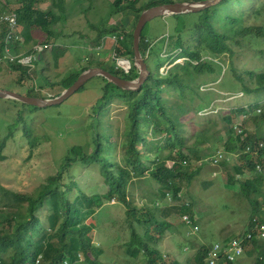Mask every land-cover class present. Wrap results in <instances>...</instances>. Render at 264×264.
Returning <instances> with one entry per match:
<instances>
[{
	"label": "rangeland",
	"instance_id": "374dc122",
	"mask_svg": "<svg viewBox=\"0 0 264 264\" xmlns=\"http://www.w3.org/2000/svg\"><path fill=\"white\" fill-rule=\"evenodd\" d=\"M116 1L118 0H43L42 5L37 4L36 7L42 12L52 10L50 15L56 22L53 28L57 34L53 39L54 46L66 47L67 50L58 55L56 60V50L52 48V42L48 43L47 49L41 51H34L33 44H24L19 53L14 52L18 43L12 44L10 52L14 58L6 57L0 52V89L26 94L28 89L34 87L39 95L55 98L64 91L62 83L58 84V82L70 74H77L82 65L89 61H81V58L86 55L91 56L95 49L97 53L90 57L94 63L101 61L109 68L111 64H117L126 70L130 68L125 67V64L136 65L135 57L123 52H127V45L131 42L130 34L132 31L134 33L133 25L138 22L137 14L129 10L114 11L121 5L116 6L114 4ZM147 1L140 0L138 6ZM174 1H188L200 5L197 3L200 1ZM22 3L23 0H0V26L5 23L8 27L6 17L13 12L16 15L13 32L17 34L20 32L18 9L23 5ZM59 4H62L63 8H60ZM244 6L238 10L244 12V24L264 26V13L257 14L255 11L259 8V3L246 0ZM193 15L189 14L187 18H193ZM173 21L174 14L160 16L152 19L145 26L144 33L153 45L145 58L149 71L154 74L152 78L170 73L175 62L183 61V58L176 59L177 51L173 53L170 51L172 40L164 37L172 33ZM101 29H107L109 32L103 37V43L95 48L94 42ZM38 31L40 34L38 38L42 39L44 33ZM43 40L46 41V37ZM168 40L170 46H166ZM132 41H134L133 37ZM253 41L256 45L244 39L240 45H232L231 56H228L229 52L221 57H214L213 60L205 55L206 60L213 61L214 72L185 75L184 80L191 84L195 93H189L191 91L187 90L189 92L184 93L180 100L188 106L180 117V120L184 121L181 132L186 148L183 151L189 153L188 148L197 149L204 157L191 162L189 172L194 174L190 180H178L182 186L180 196L175 198L173 194L168 195V192L164 198H161L162 191L159 189L161 183L153 179L149 172H145L140 179L133 181L129 186V199L132 205H137L138 208H143L145 205L152 207L155 202L158 206L157 217L165 218L171 224L165 236L155 244L167 261L187 264L201 246L206 245L209 248L215 243H225L247 229L253 205L243 194L240 180L251 176L252 173H246L236 183H231L228 176L229 171H233L234 166L239 163L242 154V151L237 149L232 135L256 132L264 136V119L254 118L256 114L259 118L261 111L264 112V104L262 101L258 106L255 103L251 104L258 96L243 95L241 81L233 72L234 67L239 73L245 70H264V39ZM18 57L21 65L35 68L29 75L10 66V61L17 60ZM229 67L232 69V74ZM180 73L183 74V71ZM104 84V78L96 75L62 103L40 107L41 109L29 116L32 119L34 136L41 144L33 151L30 145L20 138L8 144L5 151L8 158L0 160L1 205L7 201L2 193H37L47 178L57 173L69 147L77 144L82 145L84 150L92 151L96 130L103 137V153L108 154L112 161L118 162L122 159L116 143L120 144L124 140L131 104L125 100L127 94L113 86L110 87L108 99H102ZM248 86L254 87V84L250 83ZM260 98V100L264 99V97ZM18 105L22 106L21 103ZM240 106H244L248 111L246 110L244 114L231 111L232 108ZM200 109L202 111H199ZM19 111L21 109L18 106L7 104L0 99V117L5 118L4 127L16 118ZM227 114L233 116L231 128L235 129L234 132L230 131V125L224 118ZM146 127L148 131H152L153 124L149 123ZM20 130L21 126L17 128L16 136L21 135ZM201 133L204 136H201ZM107 136L112 141L108 146ZM158 136L161 138L163 134ZM147 138L151 141L156 140L150 132ZM139 146L141 148V145ZM142 148L141 152L146 160L145 156L148 153L145 152L144 147ZM217 151H227V154L236 155L231 156L230 160L223 156L214 164L203 161L207 155ZM168 155L169 152L166 151L165 158ZM148 157L153 159L154 154L150 152ZM184 160L187 161L183 162L184 166L190 164L187 159ZM150 162L146 160V164L153 165ZM224 162L227 165H222ZM167 165L173 167V160H168ZM255 170L259 173L257 168ZM261 177L260 192H253L251 197L259 200L261 205L257 215L264 217L262 213L264 202H261L264 199V177L262 175ZM75 180L76 184L81 186L80 189L89 195L104 193L108 189L99 165L94 162L84 165ZM70 193L78 194L79 190L73 189ZM21 206H27V202ZM185 214L192 217L198 229L195 230L193 224L183 221ZM129 218L127 206L116 199H106L103 206L98 208L91 218H86L85 222L93 226L91 235L94 244L103 249L100 257L103 264H145L141 252L128 250L132 231L130 226L132 221ZM138 230V232L142 231V226L138 225ZM144 239L149 241L146 236ZM256 263L263 264L260 256L253 257L244 253L232 264Z\"/></svg>",
	"mask_w": 264,
	"mask_h": 264
},
{
	"label": "trees",
	"instance_id": "16d2710c",
	"mask_svg": "<svg viewBox=\"0 0 264 264\" xmlns=\"http://www.w3.org/2000/svg\"><path fill=\"white\" fill-rule=\"evenodd\" d=\"M23 1V5L18 9L19 33L23 36L21 44L53 43L57 34L53 28L56 22L50 15L52 10L42 12L36 7L43 0ZM139 1L118 0L114 4L121 5L114 11H133L137 14V21L145 9L174 0H148L138 6ZM248 2H258L259 8L255 10L256 13H264V0H248ZM245 4L246 0H221L198 12L174 14L172 33L166 34L164 37L172 40L170 51L172 53L177 51L176 59L183 58V61L175 62L173 69L168 74L152 78L154 74L150 72L139 89H123L100 75L105 80L102 99H108L110 87L113 86L123 90L127 94L125 100L131 104L124 140L120 144L116 143L117 148L121 151L122 159H119L118 162H116L117 160L112 161L108 154L103 153V137L96 130L92 151L84 150L82 145L77 144L69 147L57 173L49 176L37 193H2L7 201L0 204L3 206L0 207V264H64L65 261L69 264H103L100 260L103 249L94 244L91 235L93 226L91 223H86L85 220L88 217L91 218L97 209L103 206L106 199H116L127 206V214L132 221L130 224L131 241L128 243V250L141 252L145 258V264H177L175 261L165 260L164 254L155 245L165 236L171 224L165 218L157 217L158 206L155 202L152 207L145 205L143 208H138L137 205H132L129 199V186L133 181L140 179L145 172H149L153 179L161 183L159 188L162 191L161 198H164L168 192L177 198L182 190L178 180H190L193 176L194 172H189L191 162L201 160L204 156L197 149L188 148L189 153L183 151L186 148L181 132L184 121H181L180 117L186 112L188 106L180 100L184 93L189 92L187 90L191 91L189 93H195L191 84L184 80L185 75L214 72L213 61L206 60L205 55L210 56L213 60L214 57H221L229 52L228 56H231L232 45H240L243 39L254 44L253 40L257 42L260 38L264 39L263 25L244 24V12H238V10ZM59 7L63 8L62 4H59ZM189 14H194L193 18H187ZM134 26L136 23L133 25V29ZM38 29L44 33L42 37L43 39L46 37V41L36 39L34 30ZM144 31L145 28L140 40V52L146 58L153 45L150 44ZM7 32L8 27L5 23L1 24L0 52L2 54H4ZM108 32L107 29L99 31L94 47L103 43L102 39ZM132 34H130L131 42L127 45V52L123 53L134 57ZM169 40L166 46H170ZM21 44H16L15 53H19ZM52 48L56 50V60L58 55L67 50L66 47L54 46V43ZM94 53H97L96 49L92 55ZM92 55L82 57L81 61L89 60L88 63L82 65L77 74H70L58 84L62 83L63 89L68 88L83 71L93 66H99L126 79H136L139 75V68L134 63H132L130 71L126 72L119 66L117 67V64H111L109 68L101 61L94 63L90 58ZM10 66L15 70L22 71L25 75H29L34 70L21 65L18 60L10 61ZM228 69L232 74L231 67ZM180 71H183V74ZM233 72L241 81L243 95L258 96L251 104L255 103L258 106L260 101L264 104V99L260 100V97H264V70H245L239 73L234 67ZM22 79L23 77L20 81ZM250 83H253L254 87L248 86ZM25 95L46 97L42 94L39 95L34 87L28 89ZM0 99L21 109L16 118L8 122L5 127L3 126L5 118L0 117V160L8 158L5 153L8 144L18 138L26 141L33 151L41 142L34 136L32 119L29 116L41 108L15 98ZM18 103H21L22 106H19ZM246 110L244 106L231 109L236 114H244ZM256 115L254 116L256 120L264 119L263 111L259 118ZM224 118L230 125V131L234 132L235 129L233 131L231 128L233 127V116L227 114ZM149 123L153 124L152 131H148L146 127ZM19 126H21V135L16 136ZM149 132L154 139L156 138L155 141L147 138ZM243 133L232 135L236 141L237 149L241 150L242 154L233 171H229L228 179L231 183H236L246 173H252L251 176L240 180L243 194L253 205L252 214L246 226L249 229L252 226L251 220L258 214L261 205L259 200L252 198L251 195L253 192H260L259 183L262 177L255 169L258 163L264 164V146L260 147L259 145L260 142H264V136L256 132H247L245 135ZM158 134H163V137L159 138ZM201 136L204 135L201 133ZM106 139L108 146L112 141L108 136ZM248 146L251 150L245 151ZM142 147L148 153L145 159L151 161L150 163L153 165L146 164L141 152ZM166 151L169 152L167 158H165ZM150 152L154 154L153 159L148 157ZM184 159H187L190 164L184 166ZM168 160H173L176 165L169 167ZM92 162L99 165L101 175L106 181L108 189L104 193L89 195L80 189V185L76 184L75 179L79 171L84 165ZM222 165L227 164L224 162ZM73 189L79 190V193L71 194L70 191ZM25 202H27V206H21ZM138 225L142 226L140 232H138ZM145 236L149 238V241L144 239ZM207 248L206 245L201 246L187 264H205ZM244 253L253 257L260 256L264 264V240L254 234L253 238L246 241Z\"/></svg>",
	"mask_w": 264,
	"mask_h": 264
},
{
	"label": "water",
	"instance_id": "95a60500",
	"mask_svg": "<svg viewBox=\"0 0 264 264\" xmlns=\"http://www.w3.org/2000/svg\"><path fill=\"white\" fill-rule=\"evenodd\" d=\"M221 0H205L200 1V5H194L192 2H168L161 3L152 7L145 9L138 19V22L135 26V30L133 33L134 39V51H135V63L139 68V75L136 79H126L122 78L118 75L111 73L110 71L101 68L99 66H93L83 73L79 75L77 80L70 85L68 88H65L64 91L55 98H44L37 96H28L25 94H20L16 91L8 90V89H0V98H15L24 103L44 107L50 105H56L62 103L65 99L69 98L76 91L81 89L84 84L92 77L96 75H101L107 78L109 81L115 83L119 87L128 90H136L139 89L142 84L146 81L149 76V69L146 65L145 58L142 56L140 52V40L142 36V32L146 26V24L152 19L160 16H168L172 14L179 13H188V12H198L210 5H213Z\"/></svg>",
	"mask_w": 264,
	"mask_h": 264
},
{
	"label": "built area",
	"instance_id": "2783aa9c",
	"mask_svg": "<svg viewBox=\"0 0 264 264\" xmlns=\"http://www.w3.org/2000/svg\"><path fill=\"white\" fill-rule=\"evenodd\" d=\"M5 20V19H3ZM6 21L8 23V32L6 36V44L4 49V55L6 57L11 56V45L14 43H22L23 36L20 33H14V28L16 26V15L12 12V15H8L6 17ZM49 46L48 43H38L33 45L34 51H41L43 49H47ZM11 58H14L11 56ZM20 57L17 58L19 61ZM20 63V61H19ZM120 64V63H119ZM125 67H129L131 69L130 65H124ZM118 67V65H117ZM122 69H124L126 72L130 71L126 70L124 67L120 66ZM30 70L35 69L32 66H29ZM260 147L264 146V142L259 143ZM250 146H248V149L245 151H250ZM227 152V151H226ZM225 151H217L215 153H212L210 155H207L203 161L208 162L209 164L218 163L220 159H222L223 156H226L228 160L231 159V156H235V153H226ZM184 163L187 161L184 160ZM257 170L259 173L264 177V164L258 163L256 165ZM168 195H171L169 193ZM180 196V195H179ZM262 213L264 215V208H262ZM264 217L256 215L251 220V228L246 229L244 233H241L240 235L232 238L230 241H227L225 243H215L213 246H210L207 249L206 255H205V261L207 264H229L230 262H233L238 256H241L245 252V243L248 239L253 238L254 234H257L258 237L262 240H264ZM183 221L187 224H193L194 229H198L197 225L195 224V221L192 219V217L188 214L183 215ZM64 264H69L67 261L64 262Z\"/></svg>",
	"mask_w": 264,
	"mask_h": 264
},
{
	"label": "crops",
	"instance_id": "0c3cea01",
	"mask_svg": "<svg viewBox=\"0 0 264 264\" xmlns=\"http://www.w3.org/2000/svg\"><path fill=\"white\" fill-rule=\"evenodd\" d=\"M10 2V1H9ZM11 3V2H10ZM41 4V3H40ZM42 5V4H41ZM2 8H4V7H2ZM2 10V9H1ZM39 30V29H38ZM38 30H34V33H35V35H36V39H39L38 37H39V31ZM42 39H43V37H42ZM24 44H26V43H23L21 46H23ZM29 44V43H28ZM28 44H26V45H28ZM30 44H32V43H30ZM97 47V46H96ZM95 47V48H96ZM262 202H264V199L262 200ZM249 221V220H248ZM248 224V223H247Z\"/></svg>",
	"mask_w": 264,
	"mask_h": 264
}]
</instances>
